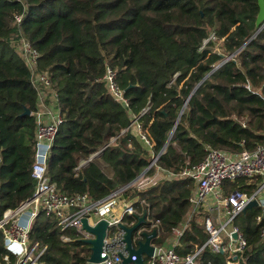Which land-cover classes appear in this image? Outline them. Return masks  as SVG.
Segmentation results:
<instances>
[{"label":"trees","instance_id":"obj_1","mask_svg":"<svg viewBox=\"0 0 264 264\" xmlns=\"http://www.w3.org/2000/svg\"><path fill=\"white\" fill-rule=\"evenodd\" d=\"M257 13V0H0V216L34 190L37 91L9 41L13 30L37 51L36 72L47 76L62 118L46 177L67 195L99 199L131 182L161 150L157 165L178 173L201 161L207 145L235 152L264 143V27L251 38ZM215 43L219 52L209 48ZM106 66L115 71L127 107L109 95ZM133 115L154 141L149 150L131 130L110 143ZM193 186L189 178L169 177L122 196L147 201L162 239L185 219ZM256 213L250 208L234 220L246 239L237 264H264ZM29 236L47 246L44 264H84L90 255L75 228L61 230L43 213ZM189 240H206L198 216L190 219L179 253L194 250ZM6 252L0 233V261ZM227 260L208 247L197 258L199 264Z\"/></svg>","mask_w":264,"mask_h":264},{"label":"built area","instance_id":"obj_2","mask_svg":"<svg viewBox=\"0 0 264 264\" xmlns=\"http://www.w3.org/2000/svg\"><path fill=\"white\" fill-rule=\"evenodd\" d=\"M19 21L20 16H16V22ZM210 38L215 37L211 34ZM9 41L31 71V82L37 91L38 108L35 114L34 159L30 173L34 180V190L31 196L20 202L17 207L6 209L0 216V233L3 246L7 250L0 264H44L41 255L47 246L41 245L38 241H31L29 236L32 223L40 213L56 221L61 230L75 228L83 240L94 236L83 228L82 218H86L90 226L96 225L102 219L107 221L100 253L102 260L90 262L87 258L84 264H121L122 256L127 257L129 253L124 240L125 231L119 224L130 227L141 216L144 220L132 232L134 248H138V243L145 240V234L156 232L150 239L152 254L142 253L144 264H199L198 255L205 247L226 254L227 264H237L235 259L246 246V239L239 227L234 224V220L244 212L245 206L252 200L257 203L252 207L257 208L255 220L261 223L259 237L264 239V143L235 152L207 145L201 161L186 165L178 173L157 165L161 150L158 154L151 155L149 164L136 178L102 198L93 199L87 192L76 195L60 192L55 183L45 175L47 159L62 122L57 99L49 86L47 76L36 72L37 51L22 37L17 28L10 34ZM206 42L207 40L203 46ZM115 77V71L106 66L102 80L109 95L127 107L128 99ZM46 91L56 105L52 106L47 102ZM147 110L148 106L142 108L140 115ZM138 118L139 116L133 115L128 126L113 136L110 143L125 131L131 130L148 150L151 149L154 141ZM98 152L88 159L81 160L75 170L86 165ZM151 168L153 172L149 174ZM158 174H161L162 179L189 178L194 183L187 198L189 209L185 219L172 227L171 233L162 239L160 220L152 217L147 201L137 196L129 199L122 196L123 191L130 187L142 190L154 185L158 181ZM238 179L245 180V183L232 185ZM194 216L199 217V222L206 233V240L201 245L189 240L194 250L181 254L177 248L181 247V238ZM63 240H67V237H63ZM131 259L128 264H135L133 261L136 257L132 256Z\"/></svg>","mask_w":264,"mask_h":264},{"label":"water","instance_id":"obj_3","mask_svg":"<svg viewBox=\"0 0 264 264\" xmlns=\"http://www.w3.org/2000/svg\"><path fill=\"white\" fill-rule=\"evenodd\" d=\"M257 5H258V13H257L256 19H255V29L256 30H255L254 34L251 36V38L254 37V35L256 33H258L264 27V0H257ZM243 46H241L238 50H236V52L227 56L221 63L217 64L214 67V69L218 68L224 61H226L227 59L234 56ZM213 70H211L208 74H206L203 79H205ZM203 79L198 82V84L190 92L188 98L185 100L184 104L182 105L180 112L178 114V117L175 120L174 126H173L167 140H166V143H168L169 138L171 137V135H172L177 123H178V120H179V118H180L189 98H190V96L193 94L194 90L200 85V83L203 81ZM24 113L28 114L29 111L27 109H25ZM256 204L257 203L255 200L250 201L245 206L243 211L245 212L246 209H250V208L256 206ZM143 220H144V217L141 216L138 219V221L130 227H128L124 224H121V223L119 224V227L125 231L124 240L126 242V248L128 250V253H129L127 257L122 256V263L121 264H128L129 262H131L132 256L136 257V259L133 261L135 264H144L143 259H142V253H146L147 255L152 254L153 247L150 245V239L153 236H155V233H156L155 231H152L150 234H145V240L143 242L138 243V248L135 249L133 244H132V239H131L132 232L140 225V223ZM82 226L85 230L92 233L94 236L93 238L84 240L87 244H89V248H90V255L88 257V260L90 262H99L100 260H102L100 253L102 251L103 239H104L105 234H106L107 221L102 219V220L98 221V223L96 225L90 226L87 222V219L82 218ZM234 236H235V234H234Z\"/></svg>","mask_w":264,"mask_h":264},{"label":"rangeland","instance_id":"obj_4","mask_svg":"<svg viewBox=\"0 0 264 264\" xmlns=\"http://www.w3.org/2000/svg\"><path fill=\"white\" fill-rule=\"evenodd\" d=\"M14 32H15V30H13L12 33H14ZM12 37H13V34H12ZM14 38H15V37H14ZM209 48L212 49L213 51H218V52L220 51V49H219L217 43H215L214 45L210 46ZM243 183H245V180H243V179H238V180H236L235 182H233L232 185L237 186V185H240V184H243ZM90 218H91V220H92V217H90ZM93 220H94V219H93Z\"/></svg>","mask_w":264,"mask_h":264},{"label":"crops","instance_id":"obj_5","mask_svg":"<svg viewBox=\"0 0 264 264\" xmlns=\"http://www.w3.org/2000/svg\"><path fill=\"white\" fill-rule=\"evenodd\" d=\"M46 93H47V91H46ZM46 98H47V102H48L50 105H52V106L56 105L55 101H54L53 99H51V97L48 95V93H47ZM161 179H162V178H161V174H158V175H157V180L159 181V180H161Z\"/></svg>","mask_w":264,"mask_h":264}]
</instances>
